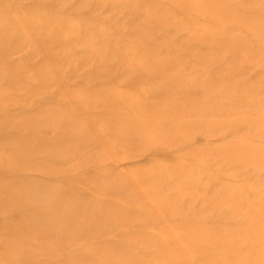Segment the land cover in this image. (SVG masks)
Here are the masks:
<instances>
[{"label":"bare ground","instance_id":"bare-ground-1","mask_svg":"<svg viewBox=\"0 0 264 264\" xmlns=\"http://www.w3.org/2000/svg\"><path fill=\"white\" fill-rule=\"evenodd\" d=\"M245 6L239 0H0L5 264H141L138 244L170 245L149 238L150 231L169 232L163 222L150 226L137 208L149 198L159 210L167 209V202L159 204L157 198L172 180L178 190L192 189V180L181 177L192 168L181 158L190 150L179 144L220 122L216 108L235 95L227 87L234 59L217 66L219 56L188 52L203 62L188 68L176 52L198 45L203 51L219 47L221 54L233 57L249 49L241 33L230 40L218 26L230 19L252 33L264 29V21ZM196 9L204 21L216 22L214 30L190 20ZM169 26L184 33L183 42L158 39ZM200 86L216 94L196 95ZM230 150L205 142L197 146L200 156ZM114 164L119 166L110 172ZM127 194L130 200L122 206L118 201ZM234 199L225 194L209 201L216 207ZM201 206L207 210L209 205L205 200ZM187 210L173 214L184 221L191 206ZM214 210L213 215L223 216V210ZM235 212L223 213L229 218ZM138 217L139 234L129 235ZM258 223L251 220L244 230L216 226L213 238L196 235L197 245L190 244L195 233L178 223L173 227L185 238L174 249L187 245L202 251V243L222 230L228 238L234 234L252 247L264 246ZM92 233L102 234L98 242L91 243ZM230 259L211 264H231Z\"/></svg>","mask_w":264,"mask_h":264},{"label":"rangeland","instance_id":"rangeland-1","mask_svg":"<svg viewBox=\"0 0 264 264\" xmlns=\"http://www.w3.org/2000/svg\"><path fill=\"white\" fill-rule=\"evenodd\" d=\"M239 2L253 11V18L264 21V0H239ZM193 12L190 20L197 21L210 30L215 29L216 22L204 21L202 13L197 9ZM218 26L228 39H233L235 33H241V36L251 46L247 50H239L236 56L232 55L234 58L221 54L222 50L219 47L203 51L200 46L193 45L186 48L187 50L179 48L176 52V54L184 56V59L189 62L188 68H191L195 62L203 65L199 56H219L217 66H224L227 61L234 59L229 72L230 83L227 87L235 95L232 100L226 99V102L216 108V118L220 122L216 123L214 127L199 129L179 144L180 148L190 150L189 154L181 158L192 168L190 171L183 172L181 177L192 180V189L186 187L178 190L176 188L177 181L172 180L168 185L169 187L160 193L161 195L157 198L158 201L155 199L159 204L167 202V209L159 210L157 205L152 203L154 201L149 198L139 204L137 209H140L141 214L146 216L145 220L150 226L155 222H163L164 226L167 227L166 232H169L165 235L161 231H150L149 238L152 241L162 239L170 242L169 246L149 244L141 247L138 244L139 252H142L144 257L141 264H164L166 261L176 264H211L213 260L226 262L231 255V264H249L250 261L254 264H264V257L260 256L264 252L263 245L252 247L248 239L240 238L234 234H230L232 236L228 238V234L223 230L214 240L202 243L204 246L202 251L198 249L190 251L187 245L176 246L177 248L174 249V245L185 238L183 231L173 227L178 223L186 224L184 227H188L190 231L195 233V236L212 237L213 229L216 226L222 225L226 228L244 230L246 223L257 220V222L259 221V225L256 224L258 232L264 233V59L262 58L261 62L256 60L258 55L264 56V29L252 33L248 27L239 25L237 21L230 19L218 22ZM183 35L184 33L177 31L174 26H169L158 35V39L166 41L167 38L173 37L176 43H181L183 42ZM188 52L199 56H188ZM217 79L218 77L213 78V80ZM194 92L196 95H203L207 92L216 94L214 90L206 86L196 87ZM213 112L215 113V111ZM209 134L214 136L209 139L206 137ZM201 142H205L211 147L221 145L232 150H230V154L223 153L221 155L215 152L213 156L212 154L200 156L197 154V146ZM137 154H141V152ZM149 157L151 156H147V158ZM143 159L146 158L143 157ZM175 159L178 160L180 157H175ZM117 166L119 165L113 166L110 172H114ZM121 166L125 168L127 165L124 163ZM155 185H159V182ZM133 186L139 187L143 191L142 184L136 183ZM225 194L235 196L233 204H217L218 206L214 207L212 201H209L213 195L222 198ZM129 200L130 196L128 197L127 194L118 202L123 206ZM205 200L209 205L207 210L201 206V202ZM188 205L191 206V211L188 213L190 216H187L185 222L180 221L179 217L173 213L176 209H180L183 213L187 212ZM211 206L212 208L209 209ZM214 209L223 210L221 211L223 216L216 217L217 211L216 215H213ZM230 210H236L238 213H231L229 218L225 217L227 214L223 212H230ZM201 211L202 216L199 215ZM140 218L138 217L137 221L131 225L129 235L139 234L135 225L140 223ZM199 236H196L197 239H191L190 244L197 245ZM1 237L0 229V264H5L1 260L3 250ZM99 237H102L101 233H92L90 235L91 243L98 242ZM179 253L186 255V258L179 256Z\"/></svg>","mask_w":264,"mask_h":264}]
</instances>
